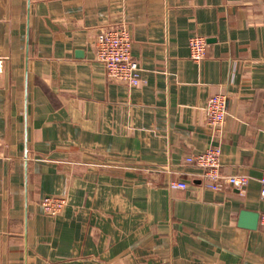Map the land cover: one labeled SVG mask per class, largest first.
Instances as JSON below:
<instances>
[{"label":"crops","instance_id":"0c3cea01","mask_svg":"<svg viewBox=\"0 0 264 264\" xmlns=\"http://www.w3.org/2000/svg\"><path fill=\"white\" fill-rule=\"evenodd\" d=\"M120 24L137 87L91 49ZM0 59V264H264V0H0ZM212 147L243 192L207 191L185 163Z\"/></svg>","mask_w":264,"mask_h":264},{"label":"built area","instance_id":"2783aa9c","mask_svg":"<svg viewBox=\"0 0 264 264\" xmlns=\"http://www.w3.org/2000/svg\"><path fill=\"white\" fill-rule=\"evenodd\" d=\"M91 49L94 60L104 70L105 77L110 83H122L128 87H137L141 83L140 68L131 56V38L127 25L120 24L113 28L101 29L92 39ZM206 41L199 36L189 39V58L200 63L205 57ZM3 68V60L0 59V73ZM205 123L215 135H220L226 119V98L216 95L209 98L204 107ZM185 163L193 165L201 170L203 189L218 192L224 188H230L238 193L244 191L250 177L246 175H223L220 172V149L212 147L205 152L185 158ZM261 198L264 199V174L259 179ZM171 190H184L183 182L170 181ZM45 214L49 216L59 215L66 205L64 198L46 197L40 201Z\"/></svg>","mask_w":264,"mask_h":264},{"label":"water","instance_id":"95a60500","mask_svg":"<svg viewBox=\"0 0 264 264\" xmlns=\"http://www.w3.org/2000/svg\"><path fill=\"white\" fill-rule=\"evenodd\" d=\"M243 216L246 215L245 213L242 214ZM250 228H255L256 224H257V221H258V216L257 215H250Z\"/></svg>","mask_w":264,"mask_h":264}]
</instances>
